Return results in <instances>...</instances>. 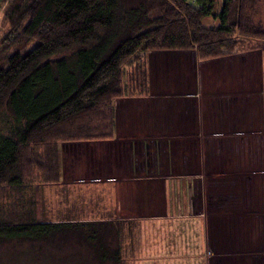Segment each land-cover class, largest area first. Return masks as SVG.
I'll use <instances>...</instances> for the list:
<instances>
[{
    "label": "crops",
    "instance_id": "obj_1",
    "mask_svg": "<svg viewBox=\"0 0 264 264\" xmlns=\"http://www.w3.org/2000/svg\"><path fill=\"white\" fill-rule=\"evenodd\" d=\"M233 47L145 52L111 136L59 143L60 221L105 222L120 264H264V51Z\"/></svg>",
    "mask_w": 264,
    "mask_h": 264
},
{
    "label": "trees",
    "instance_id": "obj_2",
    "mask_svg": "<svg viewBox=\"0 0 264 264\" xmlns=\"http://www.w3.org/2000/svg\"><path fill=\"white\" fill-rule=\"evenodd\" d=\"M5 1L0 189L25 191L29 199L15 202L30 207L28 217H0V240L49 239L71 228L97 261L120 264L102 223L39 220L30 194L59 180V143L111 136L113 101L129 80L144 81L147 50L193 49L201 59L233 46L264 51V28L250 15L255 0H0V9ZM205 16L218 27H203ZM42 147L44 159L34 162Z\"/></svg>",
    "mask_w": 264,
    "mask_h": 264
},
{
    "label": "rangeland",
    "instance_id": "obj_3",
    "mask_svg": "<svg viewBox=\"0 0 264 264\" xmlns=\"http://www.w3.org/2000/svg\"><path fill=\"white\" fill-rule=\"evenodd\" d=\"M7 7V1L2 4L0 9V45L3 42L7 32L9 31V23L5 18V10ZM252 21L254 23H260L264 28V0H255V8L250 11ZM230 50V48L228 49ZM264 61V57L262 58ZM264 67V64H263ZM3 122V121H2ZM0 122V126H4V123ZM42 147L35 150L33 154L34 162L36 160L44 159V155L41 150ZM39 152V154H37ZM42 156H41V154ZM41 159V160H42ZM263 168V169H260ZM35 171H33L34 173ZM264 173V163L260 164L258 168V188L261 186V176ZM40 179L34 180V182ZM263 181V180H262ZM32 182L28 181L27 183ZM16 189H0V217H13L17 214L19 217H28L27 211L30 206L17 204L19 198L21 200L29 199L25 191H19L16 194ZM30 191H33V187ZM35 200L34 214L39 220H63V216L56 213L57 209L65 201L64 193H60L56 187L47 186V183L43 187H39L35 192L33 191L29 197ZM86 196V200H87ZM66 202V201H65ZM24 203V202H23ZM25 204V203H24ZM89 205V204H88ZM11 210V211H10ZM14 210H16L14 212ZM13 211V212H12ZM26 211V212H25ZM99 226V232L104 225L109 230H114L107 226L105 222ZM104 223V224H103ZM70 228V227H69ZM72 229H64L57 236H53L49 239L38 240H0V264H111L109 262H100L95 258L94 247L90 241H85L83 237L71 231ZM118 230V229H117ZM107 240L111 239V235L106 237ZM103 233H100V238H104Z\"/></svg>",
    "mask_w": 264,
    "mask_h": 264
}]
</instances>
